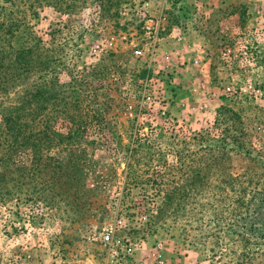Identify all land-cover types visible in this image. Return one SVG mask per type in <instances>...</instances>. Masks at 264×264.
Listing matches in <instances>:
<instances>
[{"label":"rangeland","instance_id":"1","mask_svg":"<svg viewBox=\"0 0 264 264\" xmlns=\"http://www.w3.org/2000/svg\"><path fill=\"white\" fill-rule=\"evenodd\" d=\"M128 1L0 0V18L21 19L55 59V129L74 99V116L95 118L36 167L13 157L24 167L4 172L19 189L0 203V264H102L106 228L139 245V264H154L157 242L162 264H264V0L165 9L204 21L203 65L178 73L132 56ZM105 39L110 49L89 53Z\"/></svg>","mask_w":264,"mask_h":264},{"label":"trees","instance_id":"2","mask_svg":"<svg viewBox=\"0 0 264 264\" xmlns=\"http://www.w3.org/2000/svg\"><path fill=\"white\" fill-rule=\"evenodd\" d=\"M171 3L175 11L182 13L184 4L181 0H171ZM20 27H25L21 19L12 16L0 18L1 204L19 189L15 188L13 192L4 174L9 173L10 169L22 171L24 166L18 167L12 160L15 155L30 153V164H35L33 167H36L43 148L50 149L54 146L70 148L77 145L80 133L91 120L95 119L86 114L81 116L78 113L74 116L71 110H77L78 107L74 99L71 104L66 102L62 105L64 106L62 117L69 125L64 132L55 129L59 88L55 74V59L49 52L43 51L37 37L27 29L20 30ZM47 74L51 76L48 82L45 80ZM224 143V139L220 138L219 144ZM237 149L241 147L237 146ZM220 152L221 155L225 154V150ZM162 203L169 205L171 201L168 198ZM155 212L157 217L161 209L157 208Z\"/></svg>","mask_w":264,"mask_h":264},{"label":"built area","instance_id":"3","mask_svg":"<svg viewBox=\"0 0 264 264\" xmlns=\"http://www.w3.org/2000/svg\"><path fill=\"white\" fill-rule=\"evenodd\" d=\"M170 0H129L120 11V16H125L122 21L132 24L135 28L130 49L135 59L142 61L143 68L149 72L154 71L157 64L159 42L165 30L164 7ZM179 35L175 40H179ZM105 47L95 43L89 48V53L97 55L103 48L110 49L112 40L105 39ZM146 85V84H145ZM141 101L144 102L143 98ZM99 242L103 251L102 264H139L134 259V254L139 245L125 239L114 240L112 228L103 229ZM150 258L154 264H162V244L153 245Z\"/></svg>","mask_w":264,"mask_h":264},{"label":"crops","instance_id":"4","mask_svg":"<svg viewBox=\"0 0 264 264\" xmlns=\"http://www.w3.org/2000/svg\"><path fill=\"white\" fill-rule=\"evenodd\" d=\"M214 2L218 4L215 5V8H211L210 4L212 2L209 0L205 2L202 0H182L184 10H186L183 13L189 16L188 11L192 13L194 8L196 12L199 9H203L204 13L214 9L217 10V7L222 4V1L214 0ZM172 7L173 3H168L164 7V10L171 9ZM165 13L164 15L166 16ZM202 22L204 23L202 18L193 15L186 20H176L175 22L168 21L166 16L165 30L159 42L157 68L178 73L190 66L196 68L198 65H203V63H200V57L207 55L205 50L206 46L203 45L206 42L207 36L205 37L204 31L200 30L197 26ZM176 35L180 36L179 40H175Z\"/></svg>","mask_w":264,"mask_h":264}]
</instances>
